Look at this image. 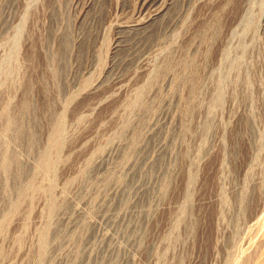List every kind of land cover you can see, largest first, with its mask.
Segmentation results:
<instances>
[{"label": "rangeland", "instance_id": "rangeland-1", "mask_svg": "<svg viewBox=\"0 0 264 264\" xmlns=\"http://www.w3.org/2000/svg\"><path fill=\"white\" fill-rule=\"evenodd\" d=\"M0 264H264V0H0Z\"/></svg>", "mask_w": 264, "mask_h": 264}, {"label": "bare ground", "instance_id": "bare-ground-1", "mask_svg": "<svg viewBox=\"0 0 264 264\" xmlns=\"http://www.w3.org/2000/svg\"><path fill=\"white\" fill-rule=\"evenodd\" d=\"M158 12L160 13V11H158ZM215 32H216V29H215L214 33ZM212 35L214 36L213 33H212ZM68 43L69 42L67 41V38L64 39V42H63L64 50H67ZM189 59H190V57L187 54H184L183 59L180 61V65H182V67L184 68L186 73L181 79H179V80H181L182 86L184 87V90H185V101L187 104H189L192 101V99L194 98V95H195V87H194V84H191V82L198 80L200 77L199 76L200 74L198 73V69H196L195 64L192 62H189ZM174 64H176V63H174V58L172 56H170L168 61H167V64L163 68V71L160 73V75H164L167 72L174 71V69H173ZM30 83H31V80H29L28 85ZM31 96H32L31 90L27 87L26 92H25V96L23 98V103L21 104V109H20L21 111L19 110L20 113H19V111L16 112L13 115V117L9 119V124L13 129V132L11 135L12 140L16 143V145H17V143L18 144L23 143L26 146L25 147L23 145V147H25V149L29 153L34 151L35 142H37V136L35 133V119L33 118L31 121L26 120V118L28 119V116L33 115L35 113V110H37V107H38L34 103ZM139 133H140V131L136 132V135L134 136V139H133V144L137 143ZM16 151L12 150L10 155L8 157H6V160L8 162H11V166H14V163H16V164L23 163V160H21V157L23 154H18V150H16ZM28 154H27V156H28ZM24 158L25 157L23 155V159ZM20 177H21L20 172L17 170H13V179L15 180V184L20 180ZM44 240H45V238H44Z\"/></svg>", "mask_w": 264, "mask_h": 264}]
</instances>
